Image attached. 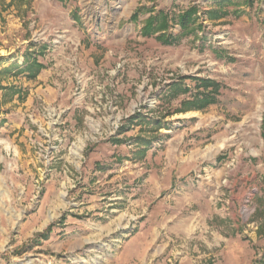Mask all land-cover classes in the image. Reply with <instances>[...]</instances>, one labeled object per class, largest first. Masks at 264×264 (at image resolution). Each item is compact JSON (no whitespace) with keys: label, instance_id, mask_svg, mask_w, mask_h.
Here are the masks:
<instances>
[{"label":"rangeland","instance_id":"obj_1","mask_svg":"<svg viewBox=\"0 0 264 264\" xmlns=\"http://www.w3.org/2000/svg\"><path fill=\"white\" fill-rule=\"evenodd\" d=\"M0 264H264V0H0Z\"/></svg>","mask_w":264,"mask_h":264},{"label":"trees","instance_id":"obj_2","mask_svg":"<svg viewBox=\"0 0 264 264\" xmlns=\"http://www.w3.org/2000/svg\"><path fill=\"white\" fill-rule=\"evenodd\" d=\"M18 1H24V0H18ZM219 6H222V3H219ZM208 16L211 17L213 15H211V13L209 12ZM131 17L132 20L136 19L137 12L135 11ZM177 22L181 29L180 36H185L187 33L192 32L189 26L197 22L195 7H190L186 11L182 12V14L178 16ZM167 27L168 24H167L166 15L159 12L156 17L149 16L147 18L145 24L141 27L140 32L143 36H152L156 34L154 38L161 44H172L175 41H177V38H179V36L170 35L169 33H167L166 32ZM200 84L205 88L212 87V89L217 86L215 82L209 79L200 80ZM212 102H215V99L211 97L209 93L206 92L201 97L196 96L191 100L183 101L180 111H187L190 108L200 109L204 107L206 104Z\"/></svg>","mask_w":264,"mask_h":264}]
</instances>
